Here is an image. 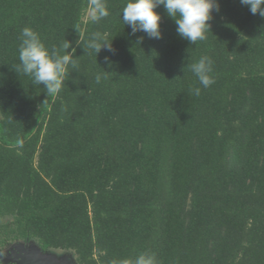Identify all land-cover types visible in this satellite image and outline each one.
<instances>
[{
	"label": "trees",
	"instance_id": "trees-1",
	"mask_svg": "<svg viewBox=\"0 0 264 264\" xmlns=\"http://www.w3.org/2000/svg\"><path fill=\"white\" fill-rule=\"evenodd\" d=\"M127 2L103 0L96 20L91 0H0V248L264 264V18L219 0L190 45L163 6L161 39L132 34ZM24 27L60 55L72 42L59 93L17 70ZM94 32L116 55L86 49ZM201 57L207 88L191 70Z\"/></svg>",
	"mask_w": 264,
	"mask_h": 264
},
{
	"label": "clouds",
	"instance_id": "clouds-1",
	"mask_svg": "<svg viewBox=\"0 0 264 264\" xmlns=\"http://www.w3.org/2000/svg\"><path fill=\"white\" fill-rule=\"evenodd\" d=\"M240 4L247 7L252 15L264 18V0H239ZM94 19L99 20L108 16V10L103 0H91ZM163 6L167 15L176 25V33L188 43L206 39V33L211 30L209 23L213 19V12L220 9L219 0H128L123 8L122 19L126 26L131 28V33L143 32L149 39L162 38V16L157 11ZM18 71L32 78L34 84L43 85L48 94H57L61 90L68 66L75 67V61L68 54L67 49L72 42L66 40L62 48L66 54L60 55L57 49L51 51L45 46L38 32L30 27H24L20 35ZM102 48L116 55L107 37L100 32L91 34V39L86 49L98 55ZM105 63L109 57H105ZM192 72L196 75L201 85L209 87L215 81L212 72V61L208 57H201L198 62L191 65ZM99 79V77H97ZM199 95L200 89H194ZM112 264H159L155 253L143 252L134 259L112 261Z\"/></svg>",
	"mask_w": 264,
	"mask_h": 264
},
{
	"label": "rangeland",
	"instance_id": "rangeland-1",
	"mask_svg": "<svg viewBox=\"0 0 264 264\" xmlns=\"http://www.w3.org/2000/svg\"><path fill=\"white\" fill-rule=\"evenodd\" d=\"M93 16V9H89L86 13L85 18L90 19ZM32 249H35L38 252L40 258H46L47 255H53L59 260L64 259L63 261L65 262V264H78L77 256L74 250H66L61 248H50L49 250H44L36 240H31L28 242H24L22 240L10 242L6 246L0 248V261L4 262L8 258H14L16 257L17 253L20 254V252L24 253L23 255H26V253Z\"/></svg>",
	"mask_w": 264,
	"mask_h": 264
},
{
	"label": "water",
	"instance_id": "water-1",
	"mask_svg": "<svg viewBox=\"0 0 264 264\" xmlns=\"http://www.w3.org/2000/svg\"><path fill=\"white\" fill-rule=\"evenodd\" d=\"M46 258H40L38 252L35 249H32L22 257V260L19 262V264H65L63 261L64 259L59 260L53 255H47Z\"/></svg>",
	"mask_w": 264,
	"mask_h": 264
},
{
	"label": "flooded vegetation",
	"instance_id": "flooded-vegetation-1",
	"mask_svg": "<svg viewBox=\"0 0 264 264\" xmlns=\"http://www.w3.org/2000/svg\"><path fill=\"white\" fill-rule=\"evenodd\" d=\"M25 242V241H24ZM28 242V241H27ZM19 253H17L18 255ZM24 253H21L17 256L16 254V257L14 258H8L7 260H5L4 262L0 261L2 264H19V262L22 260V257L24 256L23 255Z\"/></svg>",
	"mask_w": 264,
	"mask_h": 264
}]
</instances>
